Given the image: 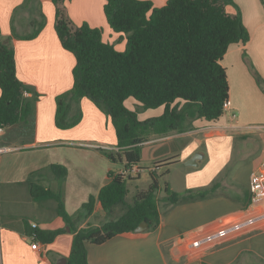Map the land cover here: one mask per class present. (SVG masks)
Returning a JSON list of instances; mask_svg holds the SVG:
<instances>
[{"label":"crops","instance_id":"0c3cea01","mask_svg":"<svg viewBox=\"0 0 264 264\" xmlns=\"http://www.w3.org/2000/svg\"><path fill=\"white\" fill-rule=\"evenodd\" d=\"M24 1L0 0V26L3 38L7 39L13 27L19 33L32 29L31 20L39 17L40 9L44 12L46 25L35 38L13 40L17 75L40 97L35 104L36 126L31 138L5 129L3 135L0 133L4 136L0 148L5 149L0 153V186L18 189L4 191L0 197V264H58L69 255L73 234L63 232L49 243L31 238V225L54 229L65 224L52 197L32 198L30 183L41 182L50 190L56 184L59 189L50 166L64 165L68 170L64 195L69 208V204H83L92 194L97 196L109 182V172L123 171L124 164L109 161L99 150H117V137L110 119L90 99L81 100L83 119L75 128L85 127L88 122L93 131L71 137L74 130L56 126V97L73 87L76 58L62 46L56 33L53 2L30 0L29 8L16 11ZM151 1L155 6H163L168 0ZM234 2L227 9L231 13L240 9L251 38L246 44H232L222 60L230 85L225 114L217 122L196 120L191 130L151 139L142 151V158L146 156L153 164L171 159L168 166H174L173 174L181 177L174 186L172 171L166 173L174 191H197L215 182L216 191L208 198L172 207L162 202L164 208L159 205L160 223L156 228L136 232L137 235L119 234L101 244L87 242L89 264H264V216L258 217L264 215V199L254 201L250 192L251 174L264 169V92L255 76L257 71L264 78V0ZM104 4L105 0H70L67 8L75 23L102 27L110 35L108 40L104 36V40L123 50L125 37L110 32ZM119 36L121 44H116ZM70 141L88 145L95 153L75 147L70 150L77 153L69 154L65 146ZM198 152L203 154L199 165L187 166L186 161ZM87 156L91 164L85 170H76V164L86 161ZM48 167L51 172L47 181L42 180L39 172L37 180H30L31 174ZM158 170L156 165L150 168L157 174ZM139 171V167L133 170ZM76 176L79 193L73 196L68 190L71 184L76 185ZM96 207V212L105 214L99 202ZM251 218L258 220L244 225ZM238 224L241 228L233 229ZM227 228L223 237L194 244L199 238L215 236Z\"/></svg>","mask_w":264,"mask_h":264},{"label":"trees","instance_id":"16d2710c","mask_svg":"<svg viewBox=\"0 0 264 264\" xmlns=\"http://www.w3.org/2000/svg\"><path fill=\"white\" fill-rule=\"evenodd\" d=\"M55 5V30L62 46L74 54L73 87L56 97L55 123L60 129L78 125L83 119L81 100L90 99L108 119L117 137V150L99 148L110 160L122 162L121 172H109V182L98 195H90L83 207L91 215L99 202L108 214L118 206L123 212L101 225L79 228L67 209L62 192L47 189L39 182L30 183L35 199L52 197L63 228L30 227L34 241L49 243L63 233L73 234L66 264H89L86 243L101 244L119 234L137 235L135 228L146 220L150 227L160 223V202L168 206L212 196L218 184L185 193L174 191L166 182L164 197L155 171L147 189H139L128 202L127 180L139 167L145 143L173 132L194 128L196 120L217 122L226 112L230 85L222 60L235 43L246 44L251 34L243 23L241 11H228L234 0H168L155 6L151 0H105L104 13L114 32L126 34V48L118 50L104 40V29L87 22L76 24L67 2L51 0ZM30 0L15 10L29 8ZM15 11V12H16ZM31 20L32 32L21 34L13 27L4 39L0 26V127L9 133L22 132L30 138L35 133V104L40 97L32 86L17 75L14 39L35 38L46 25L40 9ZM264 92V78L255 71ZM134 98L144 108L163 107V113L141 119L125 101ZM23 141H26L24 138ZM171 159L156 162L167 166ZM50 168L60 180L68 175L64 165Z\"/></svg>","mask_w":264,"mask_h":264},{"label":"rangeland","instance_id":"374dc122","mask_svg":"<svg viewBox=\"0 0 264 264\" xmlns=\"http://www.w3.org/2000/svg\"><path fill=\"white\" fill-rule=\"evenodd\" d=\"M80 24H82V23H80ZM80 24H78V25H80ZM109 30L113 34H118V35H121V36L125 37L124 38L125 44L127 43L126 34L125 33L114 32L110 28H109ZM30 32H32L31 28L29 30L22 31L21 34H28ZM104 36H105L106 40H108V38H110V35L108 34V32H105ZM121 36H119V38L115 40V43L117 42L116 44H121ZM125 105L128 108H130L132 110H135L138 113V115H139V117L141 119H146V118H150V117H153V116L161 115L163 113V110H164L163 107L146 109V108L143 107L142 104H140L134 98L127 99L125 101ZM75 127L76 126L68 128V130L69 129L70 130H74V132L72 133L71 137H74V136H77L79 134H82V131H85L87 133L90 132V131H93V129H90L88 122H87V126H85V127L84 126H78L77 128H75ZM63 130H67V129H63ZM2 135H3V133H2ZM107 135H109V134H107ZM2 137H4V136H0V139ZM115 139H116V136H115ZM93 141H96V140H93ZM73 142L77 143L76 141H70L69 144H66V146H65V149H67L66 151L69 154H70V151L73 152V153H77L75 151L70 150L71 148H75V147H78L79 149H84L86 151L89 150L90 152H94V150H92L88 145H75V143H73ZM87 144H89V143H87ZM88 157H90V156H87L86 161L78 162L76 164V170H85L86 169L85 166H88V165L91 164L88 161ZM237 160H238V157H236L235 161H237ZM109 161H110V159H109ZM152 164L153 163L146 156H144L142 158L141 162H140V165H139L140 171L139 172H131L132 178L127 180V187L129 188V195L127 197L128 202H133L134 196L139 191V189L140 188L147 189V187H148L147 185L149 184V182L151 183L152 175H151L150 168L152 166L156 165L155 163L153 165ZM77 166H82V169L81 168H77ZM169 169L172 171V177L171 176L170 177H171V181H172L174 186H176V183L180 182V180H181V177L179 175L177 176V175L173 174L174 170L176 169L174 166L173 167L168 166V165L167 166H160V168L158 170L159 173L157 175V178H158V180H159V182L161 184V187H163V188H162L161 191L158 192V197L159 198H161L162 196L166 195L165 186H166V182H169V178L168 177L166 178V173L169 171ZM38 172L41 174L40 177L43 176L42 180L45 182V181L48 180V177L50 175L51 170H50L49 167L41 169L40 171H37V173L35 172V173L31 174L30 175V180H32V181L37 180V176L39 174ZM72 175L74 176V174H72ZM54 176H55V179H57V181H55V183L58 182V186H60V187L58 189L55 186L56 184H54V186L52 187L53 189L51 188V190L52 191H60V192H62V194L64 196V199H65V195H64V181H65V179L64 180H60V179L57 178V176L55 174H54ZM75 183H76V185H74V184L72 185L71 184L70 187H69V190H68V194H70V195L72 194L73 196L79 193V190H78V188H79L78 187V176H76ZM4 191H12V192H14V191H18V189L17 188H12V189L8 190V189H5L3 185H1L0 186V197H3ZM32 198H34V197H32ZM75 199L77 200V197ZM88 199H87V201H88ZM37 200H43V198L37 199ZM69 202H71V201L69 200ZM83 204H69V208H67L69 213L74 216L76 224H77V226L79 228L87 227L88 225H91V226L101 225V224H103L104 222H106L108 220L117 218L124 210V207L121 205V206L116 207L112 213H108L107 214L105 212V214H99V211L96 212V210L98 209L96 207L95 211L91 215H87V209L83 207ZM160 207H161V209L164 208V205L162 204V202H160Z\"/></svg>","mask_w":264,"mask_h":264},{"label":"built area","instance_id":"2783aa9c","mask_svg":"<svg viewBox=\"0 0 264 264\" xmlns=\"http://www.w3.org/2000/svg\"><path fill=\"white\" fill-rule=\"evenodd\" d=\"M229 103V102H228ZM228 105V104H227ZM3 132V128L0 127V133ZM5 151L4 148H0V153ZM250 192H251V195H252V198L254 201H257V200H260V199H264V169H260L258 171H255L251 174V177H250ZM264 215H261V216H258V217H263ZM255 220H258L255 218ZM255 220L252 221V218L247 220L244 225H248L250 224L251 222H254ZM243 223H242V226H244ZM34 226H36V224H34ZM238 228H241V224L237 225V226H234L233 229H238ZM228 229H222L217 235L215 236H210V237H207V238H199L197 239L194 244L195 245H198L200 243H205L209 240H212L213 238H220V237H223L225 235H227L228 233ZM206 244V243H205Z\"/></svg>","mask_w":264,"mask_h":264},{"label":"water","instance_id":"95a60500","mask_svg":"<svg viewBox=\"0 0 264 264\" xmlns=\"http://www.w3.org/2000/svg\"><path fill=\"white\" fill-rule=\"evenodd\" d=\"M203 158V154L198 152L193 157H191L188 161H186L187 166H198L199 165V159ZM150 225L146 220H143L136 228L135 232L141 233L149 229ZM67 263V257H64L60 259L58 264H66Z\"/></svg>","mask_w":264,"mask_h":264}]
</instances>
